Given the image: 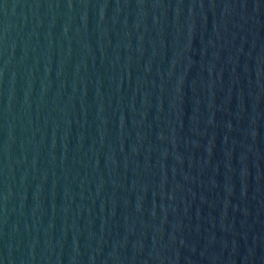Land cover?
I'll use <instances>...</instances> for the list:
<instances>
[{
  "label": "water",
  "instance_id": "95a60500",
  "mask_svg": "<svg viewBox=\"0 0 264 264\" xmlns=\"http://www.w3.org/2000/svg\"><path fill=\"white\" fill-rule=\"evenodd\" d=\"M0 264H264V0H0Z\"/></svg>",
  "mask_w": 264,
  "mask_h": 264
}]
</instances>
